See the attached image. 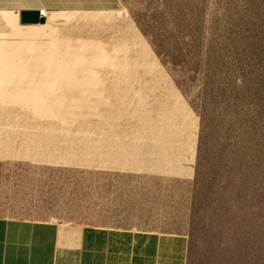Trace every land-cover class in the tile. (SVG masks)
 <instances>
[{
    "label": "rangeland",
    "instance_id": "374dc122",
    "mask_svg": "<svg viewBox=\"0 0 264 264\" xmlns=\"http://www.w3.org/2000/svg\"><path fill=\"white\" fill-rule=\"evenodd\" d=\"M141 173L193 175L190 264H264V0H0V213L138 220Z\"/></svg>",
    "mask_w": 264,
    "mask_h": 264
},
{
    "label": "crops",
    "instance_id": "0c3cea01",
    "mask_svg": "<svg viewBox=\"0 0 264 264\" xmlns=\"http://www.w3.org/2000/svg\"><path fill=\"white\" fill-rule=\"evenodd\" d=\"M192 176L138 174V220L116 226L0 213V264H190Z\"/></svg>",
    "mask_w": 264,
    "mask_h": 264
},
{
    "label": "water",
    "instance_id": "95a60500",
    "mask_svg": "<svg viewBox=\"0 0 264 264\" xmlns=\"http://www.w3.org/2000/svg\"><path fill=\"white\" fill-rule=\"evenodd\" d=\"M41 12L39 8L21 9L19 12V22L21 24L44 22L46 18Z\"/></svg>",
    "mask_w": 264,
    "mask_h": 264
},
{
    "label": "built area",
    "instance_id": "2783aa9c",
    "mask_svg": "<svg viewBox=\"0 0 264 264\" xmlns=\"http://www.w3.org/2000/svg\"><path fill=\"white\" fill-rule=\"evenodd\" d=\"M42 13V12H41Z\"/></svg>",
    "mask_w": 264,
    "mask_h": 264
}]
</instances>
